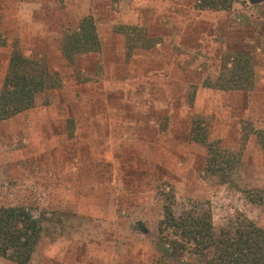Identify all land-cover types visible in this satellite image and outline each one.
I'll return each mask as SVG.
<instances>
[{
  "label": "rangeland",
  "instance_id": "374dc122",
  "mask_svg": "<svg viewBox=\"0 0 264 264\" xmlns=\"http://www.w3.org/2000/svg\"><path fill=\"white\" fill-rule=\"evenodd\" d=\"M198 3L0 0V88L13 42L61 79L0 121V205L26 208L43 229L27 264H202L158 237L171 189L175 214L209 207L215 229L237 213L264 229V1ZM88 14L101 48L70 62L62 36ZM125 25L141 27L147 46L130 49ZM243 48L254 60L251 88L204 84ZM193 119L232 158L225 178L206 171Z\"/></svg>",
  "mask_w": 264,
  "mask_h": 264
},
{
  "label": "trees",
  "instance_id": "16d2710c",
  "mask_svg": "<svg viewBox=\"0 0 264 264\" xmlns=\"http://www.w3.org/2000/svg\"><path fill=\"white\" fill-rule=\"evenodd\" d=\"M232 0H199L198 7L228 10ZM130 49L149 42L141 27L125 25L120 28ZM139 42L140 45H139ZM153 43L149 44L148 48ZM101 48L92 15L82 16L76 28L67 31L61 39V53L68 61L76 56L96 52ZM253 56L248 49L228 54L222 61L215 79L204 82L209 87L223 90L248 89L254 85ZM61 84L58 73L47 64L25 56L13 42L7 71L0 88V121L9 119L34 107L36 97ZM192 104V92L189 96ZM264 158V131L256 132ZM190 140L207 147L205 169L208 173L228 176L232 163L228 155L207 142V133L200 120L193 119ZM163 215L157 223L158 237L171 252L180 255L188 251L202 264H264V229L252 220L237 213L232 219L215 229L209 207L192 205L175 214L172 203L173 190L165 191ZM38 218L22 206L0 205V256L17 264H27L42 236Z\"/></svg>",
  "mask_w": 264,
  "mask_h": 264
},
{
  "label": "water",
  "instance_id": "95a60500",
  "mask_svg": "<svg viewBox=\"0 0 264 264\" xmlns=\"http://www.w3.org/2000/svg\"><path fill=\"white\" fill-rule=\"evenodd\" d=\"M262 1H264V0H249V2H250L251 4L260 3V2H262Z\"/></svg>",
  "mask_w": 264,
  "mask_h": 264
}]
</instances>
